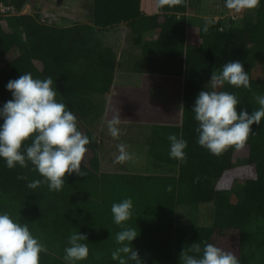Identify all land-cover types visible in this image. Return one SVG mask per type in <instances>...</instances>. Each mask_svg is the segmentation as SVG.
<instances>
[{
    "label": "trees",
    "instance_id": "obj_1",
    "mask_svg": "<svg viewBox=\"0 0 264 264\" xmlns=\"http://www.w3.org/2000/svg\"><path fill=\"white\" fill-rule=\"evenodd\" d=\"M37 1L0 0L15 12L0 16L6 17L5 26L0 18V106L12 99L5 87L9 80L29 72L34 78L52 77L57 99L76 113L79 129L91 140L81 165L84 175L67 176L60 191H49L47 183L28 188L29 181L43 179L32 166L10 170L0 160V199H7L0 203V211L29 223L34 236L41 231L60 251L55 258L42 253L39 264H62L69 236L79 231L88 238L85 262L117 264L111 253L119 246L115 236L121 226L113 222L111 206L128 197L134 210L125 226L140 232L133 246L143 264H179L182 249L199 241L232 251L240 264H251L255 253L264 255V121L252 126L244 145L247 163L236 166L234 148L215 156L197 143V122L191 112L198 93L211 90L213 71L232 61L241 62L251 87L225 84L220 90L238 98V112L244 108L251 113L259 107L254 97L264 95V80L252 78L249 52L238 45L264 47V0L244 15L241 25L229 27L237 20L235 14L202 24L200 42L193 49L181 46L192 11L190 0H168L157 5L159 13L153 16L144 15L141 0H93L89 23L69 27L46 25L22 14L25 5ZM211 1L224 5V0ZM140 23L156 30L154 41L141 40ZM119 24L128 29L120 55L95 33V28ZM7 54L13 55L12 60L6 61ZM77 65L83 66L82 71L76 70ZM119 69L138 74V84L115 85ZM114 116H120V124L149 126L148 157L175 166L176 173L101 171L94 131L99 120L108 123ZM173 134L188 143L184 161L169 155L168 136ZM21 176L27 179H18ZM233 186L240 187L237 201L227 196L234 192ZM183 209L202 213L193 219L178 218Z\"/></svg>",
    "mask_w": 264,
    "mask_h": 264
},
{
    "label": "clouds",
    "instance_id": "obj_2",
    "mask_svg": "<svg viewBox=\"0 0 264 264\" xmlns=\"http://www.w3.org/2000/svg\"><path fill=\"white\" fill-rule=\"evenodd\" d=\"M168 0H158L159 6ZM262 0H224L227 9L237 12L257 8ZM207 31V26H205ZM52 77L34 78L29 73L9 80L6 90L12 99L0 106V160L8 169L28 168L36 171L43 179L29 181L27 187L38 188L47 183L49 191L62 190L67 176L84 175V163L90 138L79 129L76 113L65 102L57 99V89ZM211 90H201L191 108L197 122V143L212 155L220 156L230 148H242L252 133V126L264 121V95L254 98L258 108L249 113L237 106L238 98L231 92L222 91L225 84L250 88L249 73L239 61L225 64L214 70L210 82ZM183 108V106H181ZM113 139L121 136L120 116H114L107 125ZM171 158L186 160L188 143L175 134L169 135ZM118 155L114 163L122 164L131 159L128 146L117 145ZM18 179L26 180L21 176ZM169 190L171 188L169 187ZM134 204L131 197L113 203V222L121 226L115 240L119 245L111 259L117 264H143L140 253L133 246L139 237L137 227L125 226L132 218ZM86 235L80 231L68 238L64 259L67 264H79L87 259L89 247ZM203 243V247L201 244ZM46 246L36 238L29 223H21L6 212H0V264H39ZM179 264H240L232 251L214 243L196 242L182 249Z\"/></svg>",
    "mask_w": 264,
    "mask_h": 264
},
{
    "label": "rangeland",
    "instance_id": "obj_3",
    "mask_svg": "<svg viewBox=\"0 0 264 264\" xmlns=\"http://www.w3.org/2000/svg\"><path fill=\"white\" fill-rule=\"evenodd\" d=\"M158 3V2H157ZM155 1L143 0L141 10L143 12H150L153 10L154 5H158ZM154 4V5H153ZM190 5L192 11H188L187 18V33L184 39L181 41V46L185 47L186 45L193 44L194 42L199 43L200 39L198 36V32L196 37L194 35V31L198 30V28L202 24H209L216 19L225 18L226 16L236 15L237 20L234 23L230 24L229 27H234L242 24V19L245 17L244 15L251 10L244 11H232L223 9V14H220L219 8L217 7V3L211 0H190ZM93 8V0H61L58 3V0H39L33 4H27L22 9V14H28L35 16L39 22L56 26V27H69L73 25H85L89 23L90 13ZM197 9L199 11H197ZM147 10V11H146ZM251 15V14H250ZM1 23L5 26L4 19L6 17H0ZM184 17L181 16L182 21ZM228 20H224V24L227 25ZM142 23L138 24L139 26ZM12 31V30H11ZM127 27L125 24H119L114 26L113 28L108 29H97L95 28V33L102 41L105 47H109L115 50V52L120 55V45H122L125 36L127 35ZM139 34V33H138ZM141 38V36H140ZM241 48L248 50L249 52V66L251 69L252 78L255 80H264V74L260 73L258 70L263 66V63L258 62V58L255 56V50L262 49V46L255 45H238ZM13 55L7 54L5 59L6 61L12 60ZM83 66L77 65L76 70L82 71ZM139 75L131 72H127L124 69L117 70L114 75V83L118 84H138ZM98 127L96 128L95 136L97 137L100 145V169L103 172H116V173H134V174H143V175H173L176 173V167L168 164H163L159 162L153 161L147 155V150L149 146V140L151 137V128L147 125H129V124H120L121 128V136L119 139H113L107 131L108 123H105L101 120L97 122ZM119 143H124L128 146V151L131 154V159L128 161L117 164L114 163L115 156L118 155L117 145ZM233 162L236 166H243L247 163L248 160V147L243 146L239 150L234 148L233 154ZM234 192H230L227 194L228 197L231 198L232 201H237L241 197L240 195V187L233 186ZM7 202L6 198H1L0 203L4 204ZM204 210V209H203ZM6 212V211H0ZM11 215L14 219L16 217L11 214V212H6ZM202 211L199 210H191L187 211L186 209L180 210L177 214L178 218H189L193 219L201 214ZM35 237L38 238L47 249V253L51 258H55L60 251L50 245L49 239L41 232L38 231L35 234ZM257 252V251H255ZM64 255L62 257V264H67L64 259ZM79 264H97L96 260L92 261V263H87L84 261H80ZM251 264H264V255L259 253H255L251 259Z\"/></svg>",
    "mask_w": 264,
    "mask_h": 264
},
{
    "label": "crops",
    "instance_id": "obj_4",
    "mask_svg": "<svg viewBox=\"0 0 264 264\" xmlns=\"http://www.w3.org/2000/svg\"><path fill=\"white\" fill-rule=\"evenodd\" d=\"M150 3L152 1H155L157 3V0H149ZM142 3H143V0H141V6H142ZM154 5V4H153ZM219 8V12L221 11V8L222 7L223 9L225 10H228L229 12H232L234 10H231V9H227L224 5L220 7L217 6ZM147 11V10H146ZM197 11H199L197 9ZM143 12V11H142ZM242 12V11H241ZM145 16H153V15H156L159 13V9H157V6L156 4L154 5L153 7V10H151L149 13L148 12H143ZM221 14H223V10L221 12ZM140 28L138 29L139 33H140V36H141V40L144 41V42H151V41H154L157 36H158V33L156 32V30H152V29H149L146 25V23H142L140 26ZM198 30H195L194 31V35L196 37V34H197ZM199 43L196 44V42H194L193 44H189V45H186L184 48L186 49H193L195 48ZM261 46V45H260ZM259 49H256L255 50V56L258 58V62H261L263 63V66L260 67V69L258 70L260 73H263L264 74V47L262 46V49L260 47H258Z\"/></svg>",
    "mask_w": 264,
    "mask_h": 264
},
{
    "label": "built area",
    "instance_id": "obj_5",
    "mask_svg": "<svg viewBox=\"0 0 264 264\" xmlns=\"http://www.w3.org/2000/svg\"><path fill=\"white\" fill-rule=\"evenodd\" d=\"M12 14H15L13 6H6L0 3V16H9Z\"/></svg>",
    "mask_w": 264,
    "mask_h": 264
},
{
    "label": "water",
    "instance_id": "obj_6",
    "mask_svg": "<svg viewBox=\"0 0 264 264\" xmlns=\"http://www.w3.org/2000/svg\"><path fill=\"white\" fill-rule=\"evenodd\" d=\"M61 2V0H58V3H60Z\"/></svg>",
    "mask_w": 264,
    "mask_h": 264
}]
</instances>
